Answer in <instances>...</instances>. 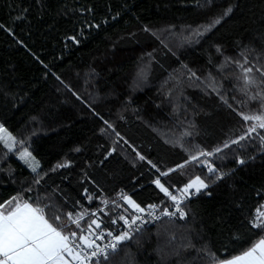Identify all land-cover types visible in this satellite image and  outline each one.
<instances>
[{
  "label": "trees",
  "instance_id": "obj_1",
  "mask_svg": "<svg viewBox=\"0 0 264 264\" xmlns=\"http://www.w3.org/2000/svg\"><path fill=\"white\" fill-rule=\"evenodd\" d=\"M257 68L264 0H0V125L17 141L11 152L0 142V204L27 201L79 236L69 213L87 229L134 216L122 195L165 209L173 202L156 179L178 196L200 176L209 187L190 194L184 219L141 228L106 264L241 254L264 235L250 223L264 202V147L215 149L246 132L239 113L264 111ZM201 151L215 154L193 161Z\"/></svg>",
  "mask_w": 264,
  "mask_h": 264
},
{
  "label": "snow or ice",
  "instance_id": "obj_2",
  "mask_svg": "<svg viewBox=\"0 0 264 264\" xmlns=\"http://www.w3.org/2000/svg\"><path fill=\"white\" fill-rule=\"evenodd\" d=\"M232 12V8L229 7L223 13V17L228 16ZM216 18L209 25L205 27V31H210L215 25L221 23V19ZM198 35L203 33L197 32ZM74 42H78L75 37H69ZM247 63V61H245ZM244 73V82L246 86H257V82L249 74L253 72V67L243 68L240 65ZM256 71L260 72L261 76H264V69L257 68ZM195 75V73H193ZM256 96H261L260 92L256 93ZM255 96L250 99H255ZM264 99V96H261ZM264 108V104L261 106ZM241 118L248 124L246 132L241 134L238 139H232L230 142L226 141L222 147H217L215 153H220L226 148H230L231 145H241V141H247L250 138H258L261 147H264V111L257 113L244 114L239 113ZM111 127V125H109ZM255 134V136L253 135ZM0 142H3L4 147L11 152L16 145V138L13 137L6 128L0 125ZM22 143V142H21ZM79 151V149H77ZM213 152L201 151L199 156L193 155V161H199L200 156H211ZM21 160L28 164L33 172H36L38 164L31 156V153L26 149L20 153ZM144 160V156L139 157ZM202 163L208 168L210 174H216L215 179H223V176L217 174V169L214 168L207 161ZM240 164H244L243 159L239 160ZM66 164H58L57 167H66ZM180 167H183L181 165ZM159 171V170H158ZM174 171V169H173ZM161 176H168V172H160ZM39 181H37L38 183ZM214 182V181H213ZM156 186L160 189L164 195L168 196L175 207L174 212L167 210L161 213L162 216L174 217L179 213V217L183 219L185 212L181 208V204L189 198L190 194H199L203 189L209 187V183H206L204 179L197 176L195 179L187 183L183 189L180 190V195H174L169 191L168 187L161 182L158 178L155 180ZM190 190H194L190 192ZM211 195V193H206ZM132 209L137 213H143L144 209L136 204L127 195L121 197ZM13 200L15 203H13ZM7 202V206L0 204V264H103L104 261L109 259V252L115 253L118 246L124 241L131 239L132 231H139L138 221L143 223V218L140 215H135L130 218L120 216L119 219L123 220L128 226V231H123L118 234H113L109 231L106 234L102 229V222L98 219H91L87 225V229L81 227L80 220L83 216L73 219L72 214H68L69 220L81 229L80 235H77L75 231H65L64 227L51 222L46 216L45 211L41 207L33 206V204L25 201L21 202L17 198H13ZM154 207V206H153ZM93 216L95 213L92 214ZM149 216H153L152 212L148 213ZM55 221H59L60 217L56 216ZM111 223H116V220H112ZM252 228L260 229L264 232V213H258L256 218L250 221ZM95 225V229H93ZM137 225L135 229L133 226ZM100 230V231H96ZM87 231V235L84 232ZM107 237H111L108 243L100 246L96 243L97 240H103ZM215 264H264V235L258 240L252 242L246 250L241 254L232 256L230 259H219L213 256Z\"/></svg>",
  "mask_w": 264,
  "mask_h": 264
},
{
  "label": "built area",
  "instance_id": "obj_3",
  "mask_svg": "<svg viewBox=\"0 0 264 264\" xmlns=\"http://www.w3.org/2000/svg\"><path fill=\"white\" fill-rule=\"evenodd\" d=\"M179 196V195H178ZM191 199V196H189L188 199H186L184 201L183 204H181V208L184 210L185 212V217H186V211H185V206L187 205V203L189 202V200ZM154 206V207H153ZM263 207L262 210H260V207L256 210L255 214H254V218H256V216L258 215V213H264V202L263 204L261 205ZM144 209V212L143 213H137L135 212L134 216L135 215H140L142 218H143V223H141V221H138L137 222V225L139 226V230L141 228H144L148 225H155V224H165L167 222H170V221H178V220H182L180 217H179V213H177L174 217H171L169 218L168 216H162L161 213L165 210L169 211V212H174L175 211V207L173 205V203L171 204L170 207L168 208H165V209H162L161 207H159L157 204H154V205H151V206H148L146 208H143ZM149 212H152L153 213V216H149L148 213ZM184 217V218H185ZM183 218V219H184ZM253 218V219H254ZM252 219V220H253ZM121 220H116V223H109V224H106L104 222H102V229L104 231V233L106 234L107 232L111 231L113 232V234H118L120 232H123V231H128V226L124 223V221L122 220V222H120ZM137 225H134L133 226V229H135L137 227ZM93 229H95V226L93 227ZM255 229V228H254ZM258 230V229H256ZM96 231H100V230H96ZM137 231L133 230L132 231V234H131V238L133 237V235L136 233ZM87 231L85 233V235H87ZM111 240V237H107L105 236V238L103 240H97L96 243L99 244L100 246H103L105 243H108L109 241ZM131 240V239H130ZM130 240H127V241H124L123 243H121L120 245L122 244H125L127 242H129ZM120 245L118 246V248L120 247ZM118 251V249H117ZM116 251V252H117ZM115 252V253H116ZM115 253H112V252H109V259L107 261H104L103 264H106L111 256Z\"/></svg>",
  "mask_w": 264,
  "mask_h": 264
},
{
  "label": "rangeland",
  "instance_id": "obj_4",
  "mask_svg": "<svg viewBox=\"0 0 264 264\" xmlns=\"http://www.w3.org/2000/svg\"><path fill=\"white\" fill-rule=\"evenodd\" d=\"M192 191H194V190H192ZM131 207V206H130ZM263 209V207L262 206H260V210H262ZM134 210V209H133Z\"/></svg>",
  "mask_w": 264,
  "mask_h": 264
},
{
  "label": "crops",
  "instance_id": "obj_5",
  "mask_svg": "<svg viewBox=\"0 0 264 264\" xmlns=\"http://www.w3.org/2000/svg\"><path fill=\"white\" fill-rule=\"evenodd\" d=\"M205 189H203L202 191H204ZM192 190H190V192H191Z\"/></svg>",
  "mask_w": 264,
  "mask_h": 264
}]
</instances>
